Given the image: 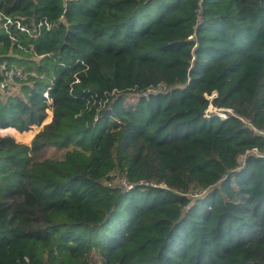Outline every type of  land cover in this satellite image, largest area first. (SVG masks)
Listing matches in <instances>:
<instances>
[{"label":"trees","instance_id":"1","mask_svg":"<svg viewBox=\"0 0 264 264\" xmlns=\"http://www.w3.org/2000/svg\"><path fill=\"white\" fill-rule=\"evenodd\" d=\"M1 83L0 264H264V0H0Z\"/></svg>","mask_w":264,"mask_h":264},{"label":"rangeland","instance_id":"2","mask_svg":"<svg viewBox=\"0 0 264 264\" xmlns=\"http://www.w3.org/2000/svg\"><path fill=\"white\" fill-rule=\"evenodd\" d=\"M48 115L43 121V123H47L51 119V111H47ZM41 126H32L29 130L24 131V132H18L13 128H6L2 131H0V135L3 134H9L14 137L16 141L23 142V143H28L30 139L40 130Z\"/></svg>","mask_w":264,"mask_h":264},{"label":"built area","instance_id":"3","mask_svg":"<svg viewBox=\"0 0 264 264\" xmlns=\"http://www.w3.org/2000/svg\"><path fill=\"white\" fill-rule=\"evenodd\" d=\"M5 21H6V23H11L12 22L9 17H6L5 18ZM198 21H200V16L197 17V22ZM1 67H2V69L5 68V67H3V65ZM13 76H15V77L18 76V77H21V78L22 77L25 78L26 73L22 72L20 69H14V70H8V71H6V73H5L6 80H11L13 78ZM0 85H1V87H3L4 86V83H1ZM44 95L46 96V93ZM219 115L222 116V117H224V114H222V113H220ZM2 130H4V129H1L0 128V131H2ZM117 186L128 189L132 185L130 183H128L125 178L121 177L119 179V181L117 182Z\"/></svg>","mask_w":264,"mask_h":264}]
</instances>
